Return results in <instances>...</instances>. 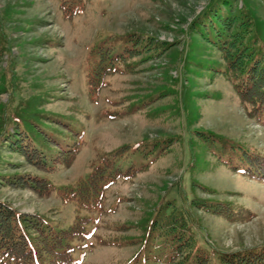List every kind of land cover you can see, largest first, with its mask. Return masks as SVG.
Returning a JSON list of instances; mask_svg holds the SVG:
<instances>
[{"label":"rangeland","instance_id":"rangeland-1","mask_svg":"<svg viewBox=\"0 0 264 264\" xmlns=\"http://www.w3.org/2000/svg\"><path fill=\"white\" fill-rule=\"evenodd\" d=\"M65 1L83 8L65 16ZM233 43V54L261 58L252 70L264 76V0H0V202L68 229L75 206L24 178L74 186L114 158L130 172L103 209L81 214L93 221L79 264H129L141 251L158 262L153 223L175 216L192 242L183 263L195 248H264V118L241 102L248 70L232 72L223 47ZM99 67L112 71L92 101ZM55 142L78 149L70 166L27 158L32 143L57 159Z\"/></svg>","mask_w":264,"mask_h":264},{"label":"trees","instance_id":"trees-1","mask_svg":"<svg viewBox=\"0 0 264 264\" xmlns=\"http://www.w3.org/2000/svg\"><path fill=\"white\" fill-rule=\"evenodd\" d=\"M77 2L65 1L63 3L65 16L67 14L68 17H72L79 14L83 6L72 7ZM209 18L211 19V17ZM201 19L197 22L198 31L204 30V33L208 34V19L204 15ZM225 31L226 28L223 32ZM208 36L205 35V37ZM216 38L219 39V37ZM234 46H236L235 43L230 48L223 47V50L229 60L233 59L232 72H241L244 68L248 70L245 71L244 82L238 89L241 102L254 105L251 116L262 120L264 118V76L259 77L258 73L254 71L261 58L258 60L253 56L249 58L239 53L233 54ZM111 71V69L99 67L96 71L89 73L88 89L92 101H97L99 98L100 92L105 87V77ZM68 129L71 130V128ZM54 145L60 149V156L57 159H50L49 162L45 154L32 143L28 144L30 150H25L27 158L33 165L43 168L45 171L60 164L70 166L76 160L78 154L76 147H63L57 142ZM114 165V158H105L94 166L93 171L87 177L79 180L74 186L56 188L46 177L31 175L24 178V182L39 195L48 196L53 192H58L63 203L73 204L76 208L75 223L68 229L58 228L41 215L21 214L9 205L0 202V264H79L76 254L81 247L77 243L87 242L90 239L92 233L89 228L93 221L91 217L81 214L83 212L90 214L103 209L108 190L130 172L124 173ZM207 210L212 211L211 208H207ZM222 212L225 211L222 210ZM172 218L164 226H162L163 224L160 226L156 222L153 223L157 238L152 237V246H157L156 242L160 239V246L163 247V254H161V258L158 257V262L149 252L141 251L129 264H209L213 255L218 257L221 264H264V248L249 249L232 254L213 252L212 256L195 248L187 254L186 259L188 260L183 263L181 261L182 254L186 248L192 245L191 238L187 235L189 225H186V221L183 222L179 216ZM151 233L153 232L151 231ZM146 248L149 250V246Z\"/></svg>","mask_w":264,"mask_h":264}]
</instances>
